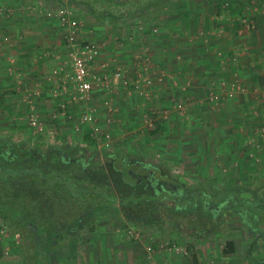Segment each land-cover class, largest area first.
Listing matches in <instances>:
<instances>
[{"label": "rangeland", "instance_id": "rangeland-1", "mask_svg": "<svg viewBox=\"0 0 264 264\" xmlns=\"http://www.w3.org/2000/svg\"><path fill=\"white\" fill-rule=\"evenodd\" d=\"M127 1L130 2L128 5L117 7L113 13L130 15L126 7L134 8L141 3V0ZM246 3L249 8L245 18L255 20L256 15L250 12L253 2L246 0ZM222 6L229 8L231 1L224 0ZM0 13L7 18L9 11L1 7ZM220 14L222 11L215 13L214 19ZM132 15L129 28L138 14ZM226 15L222 14L220 18L225 19L226 25H234L239 19L235 15L232 18ZM138 19L145 21L140 17ZM156 21L160 23L162 19L157 18ZM254 23V28H245V31L240 25L238 29L235 25L231 28L235 35L243 36V32L249 33L257 28V23ZM153 25L148 31L156 35L160 27L156 25V31L150 30ZM239 29L242 34L238 33ZM137 30L131 27V34L136 36ZM116 32L119 31L110 37H115ZM115 39V44L124 46L126 39ZM69 51L67 43V60ZM223 54L224 51L221 56ZM149 63L152 64L150 58L141 59L142 72L138 70L137 73L143 74V67L149 66ZM107 68L110 69L107 64L100 65L96 72H105ZM115 68L123 71L129 81L136 78V74L133 75L124 66L114 65ZM245 75L249 79L248 73ZM156 85L155 81L147 88L151 99L145 103L132 85L123 87L116 82L113 86L116 97L105 89H95L86 104V107L93 106L96 110L94 124L82 125L77 133L73 129L75 122L56 123L63 141L59 145L76 148L72 155L63 156L62 161L65 162L56 161L54 152L46 165H39L31 159L32 154L17 155L18 167L38 169L28 172L30 177L21 173L11 180L16 193L23 194V188L34 192L33 197L38 203L33 211L38 214L34 215L33 222L23 221L22 224L20 221L23 227L19 229L0 217V264H27V255L32 256L36 264H91L88 259L96 252L95 247L108 250L111 243L124 241L145 243L151 248H161L171 257L184 259H190L201 246L213 250L222 247L224 250L226 243L233 241L237 252L230 259L232 263L244 258L247 264H264V81L255 84L253 88L256 90L251 92L253 97L249 96L245 104V100L238 99L241 105L236 106L238 104L235 103L231 120L223 129L209 130L212 124L204 118L205 121L195 126L200 128L197 133L192 132L195 127L191 126V118L187 117L192 113L188 105H184L186 99L179 97L180 92H177V97L169 101L170 105L155 104L158 98H152V93L156 92ZM17 92V96L12 95L6 104L0 94V118H3L0 120V136L10 138L14 145L19 142L25 146L41 145L39 151L43 155L47 146L54 145L49 137L44 138L52 126L49 114L59 110L57 102L49 104L46 111L40 114L31 105L36 94L30 98L21 90L12 94ZM25 93L29 94V91ZM239 94L232 97L238 98ZM17 97L19 99L13 101ZM52 97L59 98L53 93ZM105 99H111V111L102 105ZM208 99L206 96L205 100L202 97L197 100L201 111L219 108L221 97L217 103ZM177 101L181 103L180 107L175 105ZM197 107L195 105L196 111ZM164 110L166 117H162L160 112ZM84 111V104L80 109H72L73 119ZM201 113L206 117L204 112ZM32 114H37L42 121L43 133L34 132L29 124ZM94 126L99 127L97 139L100 140L94 139L91 144L84 136L89 135ZM102 133L110 134L111 147L103 148ZM70 135L71 143L66 140ZM120 154L122 162L118 160ZM207 163L212 167H204ZM36 174L38 178L33 176ZM138 175L139 180H134ZM225 185L230 190L225 191ZM83 188L88 192H76ZM139 195H142L141 198L136 197ZM129 199L133 201L128 202ZM42 220L50 225L49 230L38 228ZM29 250L33 255L29 254Z\"/></svg>", "mask_w": 264, "mask_h": 264}, {"label": "crops", "instance_id": "crops-1", "mask_svg": "<svg viewBox=\"0 0 264 264\" xmlns=\"http://www.w3.org/2000/svg\"><path fill=\"white\" fill-rule=\"evenodd\" d=\"M125 1L0 0V9L7 8L9 11L7 18L0 13V94L4 97V104L11 100L12 95L17 96L18 92L12 94L13 91L19 90L29 98L36 94L31 105L40 114L46 111L49 104L57 102V98L52 97L51 87L60 86L62 81L53 74L59 73L60 67H67L65 35L72 32L81 44L89 42L97 47L98 53L91 61L95 70H98L100 65L107 64L110 67L107 71L111 73L114 65H120L135 75L138 70L142 72L139 61L150 58L152 64L143 67V74L155 80L162 78L160 84L156 82L157 90L152 93V98H158L155 104L170 105L169 101L180 92L179 97L186 99L184 105H188L189 112L192 113L191 116L187 115L191 118L192 127L200 121H205V118L212 124L209 130L217 127L223 129L231 120L235 103L238 104L236 106L241 105L238 99L245 100V104L249 101V96L253 97L251 92L256 90L253 88L255 84H262L264 81V0H251L253 6L250 12L256 15L254 21L257 28L249 33L243 32V36L235 35L231 28L235 25L238 29V25H226L224 18L220 20L222 14L232 18L234 13H230L228 8L222 5L214 7V0H179L170 3L161 13L163 16L158 17L162 19L160 23L156 20L142 21L143 26L138 27L137 35L134 36L130 29L137 27L132 24L129 28L131 18L121 15L123 13H113L117 7L130 3ZM230 1L234 8L244 9V13L249 8L246 7V0ZM58 7L74 9L71 18L72 22L76 21L77 24L63 25L58 18H49L42 13L47 8ZM126 8L128 11L134 9ZM223 9L225 10L222 11ZM122 10L126 12V9ZM170 10L172 12H169ZM220 11L222 14L214 19V14ZM80 20L81 26L78 25ZM151 25L160 27L158 34L152 35V32L148 31ZM117 30L119 32L111 38L112 33ZM119 37L126 39L123 47L115 44L114 39ZM234 47L236 49H231ZM173 53L175 55L172 57ZM246 73L249 79H246ZM235 82L245 85L247 94L241 93L238 98L226 96L230 84ZM26 90L29 94L25 93ZM110 93L116 97L113 91ZM211 93L221 97L219 108L215 111H201V97L205 100ZM256 98L258 99L259 95ZM18 99L19 97L13 101ZM150 99L141 98V101L145 103ZM195 105L198 106V111ZM201 112H204L206 117H203ZM199 129L195 127L192 132L197 133ZM209 164L204 167H212ZM110 246L108 250L95 247L96 252L88 261L91 264H247L244 258L237 259L234 263L230 261L237 252L235 242L234 251L231 253L225 252L222 247L213 250L207 245L208 249L199 247L190 259L171 257L161 248H151L145 243L124 241L111 243ZM212 253L216 257H212Z\"/></svg>", "mask_w": 264, "mask_h": 264}, {"label": "built area", "instance_id": "built-area-1", "mask_svg": "<svg viewBox=\"0 0 264 264\" xmlns=\"http://www.w3.org/2000/svg\"><path fill=\"white\" fill-rule=\"evenodd\" d=\"M42 13L46 17L58 18L59 21L63 25H75L76 21L72 22L73 12L68 7H58L56 9L47 8ZM240 19V18H239ZM240 26H242L243 30L245 28H254L255 23L254 20H249L247 18H241ZM76 22V23H75ZM81 20L78 21V25L81 26ZM133 26L142 27L143 23L140 19H135L133 21ZM241 28V29H242ZM239 32H243L240 31ZM153 31H156V27H152ZM245 31V30H244ZM65 40L70 46L69 57H68V67L63 69V67L59 68V73L53 74L54 76H58L62 81V84L57 87H51L52 93L54 96H57V106L59 110H53L49 116L48 120L52 122L51 129L48 130L45 135L46 138L50 139V143L54 144H62V138L59 136V129L56 128V123L60 121L67 122H75L76 125L73 127L74 131L81 130L82 125L84 124H94L96 122V110L93 106L86 107V104L89 102L93 91L96 89H105L107 91L112 92L113 86L116 82H119L121 86L126 87L128 85H132V89L139 94L143 99H149L151 95L147 88L151 87L154 82H162V78L159 77L157 80H153L151 77L137 73L135 75V79L133 81H129L123 75V71L120 69H113L111 73L108 71L96 72V70L92 67L91 61L97 55L98 49L95 45L89 42H85L83 44L79 43L76 40V37L72 32H68L65 35ZM230 90L227 91L226 96L232 97L233 94L244 93L246 91L245 85L241 83H231ZM61 90V91H60ZM111 99H105L102 103L109 111L113 109L112 104L110 103ZM220 100V96L216 93H211L209 95V101L213 103H217ZM178 102V101H177ZM85 105V111L78 116L77 119H73L72 109L75 107L81 108V105ZM176 106L180 107L181 103H175ZM163 115L162 117H166V111H160ZM29 124L34 129V132L43 133L44 125L42 121L39 119L37 114H32L29 118ZM99 127L94 126L91 128L92 131H89V135L91 138L96 139L99 142L100 139H97L99 136V132H97ZM56 130V131H55ZM102 146L103 148H109L112 146L111 136L109 133H102ZM72 135L66 137L67 142H72ZM49 142V141H48ZM176 250H180L176 248Z\"/></svg>", "mask_w": 264, "mask_h": 264}, {"label": "trees", "instance_id": "trees-1", "mask_svg": "<svg viewBox=\"0 0 264 264\" xmlns=\"http://www.w3.org/2000/svg\"><path fill=\"white\" fill-rule=\"evenodd\" d=\"M127 1V0H126ZM125 1V2H126ZM132 2L134 1H140V0H130ZM216 2L215 6L220 7V5H222L221 2H223V0H214ZM128 2V1H127ZM175 2V0H141V3H138L137 6H134V10H132L131 12L128 11V13L133 16L132 14H138L137 18H143L144 20H157V18L159 17V15L165 11L168 7V5L170 3ZM221 3V4H219ZM224 4V2H223ZM222 7V6H221ZM225 9H223L222 11H224ZM228 11H230V13H234V15H236V17L238 18H244L246 17L245 13H244V9H237L234 8V5L231 2V6H229ZM127 15V16H126ZM130 15L125 14V17H130ZM132 18V17H130ZM240 19H236L235 20V24L236 25H240ZM158 126V125H157ZM160 130H162V127H159ZM84 138L86 140H88L91 144L94 143V139H92L89 135H85ZM41 146V145H40ZM39 145H27L25 146L23 142H19L16 145H14L12 143V141L10 140V138L7 137H2L0 136V217L2 219H4L5 221L7 220L10 224H12L13 226L17 227V229H19L20 227H23V221L24 222H33L34 220V215L38 214V212L35 213L34 208L35 205H37L38 200L36 201L33 197L34 192L32 190H29L27 188H23V194L21 193H16V191L14 190V184L11 182V180L14 179V177H18L20 175H22L23 173L28 175L30 177V172L31 170L33 171L34 169L38 170L37 168L33 167V168H25L24 169L22 167H18L16 165L17 161V155L22 154V155H26V154H32L33 155V159L34 161H37V163L39 165H46V163L49 162V157L51 156L53 150H52V146H47L45 148V152L43 155H41V151ZM58 147L61 151V149L64 148H68V149H72V150H76V148L73 147H69L68 145L64 144L61 146H56ZM54 159H56V161H61L63 160V155L57 152L54 153ZM53 160V159H52ZM119 161H123V156L122 154L119 155L118 157ZM54 161V160H53ZM5 163H9L10 165H4ZM62 162V161H61ZM13 163V164H11ZM18 167V168H17ZM38 172V171H37ZM22 173V174H21ZM32 176V175H31ZM35 178H38L37 174L33 175ZM45 176H43L42 178L46 181L47 179L44 178ZM58 185H62L61 183H59ZM225 191L230 190L229 186L227 187L226 185L224 186ZM231 188V187H230ZM78 194H85L88 192V189L83 188L81 189V191H76ZM76 193V194H77ZM225 194V193H224ZM142 195L136 196L137 198H141ZM129 201H133L132 199H129ZM228 201V199L226 200V202ZM29 208V209H25V208ZM30 208L32 210H30ZM25 209V211H24ZM28 210H30L33 213H30ZM33 214V215H31ZM20 221L22 222V224L20 223ZM38 228L42 231L43 228L44 230H49L50 229V225L47 224L46 221L42 220V222L37 225ZM46 228V229H45ZM227 248L224 249L225 252H233L234 251V243L233 241H228L226 243ZM31 253V255H33V253L29 250V254ZM32 257V256H31ZM30 256L25 258L26 259V263L28 264H36L33 260V258H31ZM32 261H31V259ZM28 260V261H27Z\"/></svg>", "mask_w": 264, "mask_h": 264}, {"label": "flooded vegetation", "instance_id": "flooded-vegetation-1", "mask_svg": "<svg viewBox=\"0 0 264 264\" xmlns=\"http://www.w3.org/2000/svg\"><path fill=\"white\" fill-rule=\"evenodd\" d=\"M49 146H52L53 148H52V150H53V152L55 153V152H57L58 153V151H59V153L60 154H62L64 157H65V155H68V156H70V155H72V152L74 151V150H72V149H68V148H64V149H61V151L60 150H58L59 148L58 147H56V146H61V145H57V144H54V145H49ZM62 161V160H61ZM62 162H65V161H62ZM142 172H145L144 171V169H140ZM140 173V172H139ZM148 174H149V171L147 172ZM141 174V173H140ZM141 175H144V174H141ZM145 176V175H144ZM139 180V175L138 176H135V178H134V180Z\"/></svg>", "mask_w": 264, "mask_h": 264}]
</instances>
